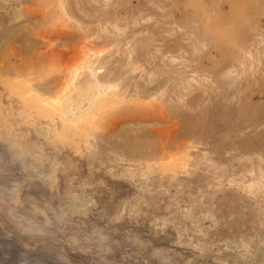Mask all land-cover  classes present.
Wrapping results in <instances>:
<instances>
[{
	"label": "rangeland",
	"instance_id": "rangeland-1",
	"mask_svg": "<svg viewBox=\"0 0 264 264\" xmlns=\"http://www.w3.org/2000/svg\"><path fill=\"white\" fill-rule=\"evenodd\" d=\"M0 264H264V0H0Z\"/></svg>",
	"mask_w": 264,
	"mask_h": 264
},
{
	"label": "bare ground",
	"instance_id": "bare-ground-1",
	"mask_svg": "<svg viewBox=\"0 0 264 264\" xmlns=\"http://www.w3.org/2000/svg\"><path fill=\"white\" fill-rule=\"evenodd\" d=\"M141 120V119H140Z\"/></svg>",
	"mask_w": 264,
	"mask_h": 264
}]
</instances>
